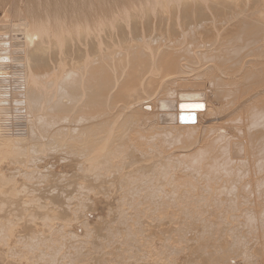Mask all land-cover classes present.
I'll return each instance as SVG.
<instances>
[{
    "label": "bare ground",
    "instance_id": "obj_1",
    "mask_svg": "<svg viewBox=\"0 0 264 264\" xmlns=\"http://www.w3.org/2000/svg\"><path fill=\"white\" fill-rule=\"evenodd\" d=\"M81 1L83 0L78 2L80 6L82 4L80 3ZM96 1L93 0V2ZM119 1L121 2V0ZM164 1L124 0L115 9L110 10L108 8L111 7H105V12L107 9L109 11L105 13L107 16L102 15L100 10L101 15L96 19L98 23L96 21V23H89L91 16H93L89 13L88 21H90H85L86 24L84 23L85 35L89 38L93 37L92 39L94 40L91 42L92 40L88 39L92 44L88 42L91 46L87 47L85 55L83 54L84 62L75 57L83 64H80L77 60L75 61L72 58L74 56L69 58L67 57L68 55L63 56L64 52H61V58L57 59L56 63L48 60L49 64L53 62L49 65L52 66L50 68L48 65V68H45L44 63L40 64L34 57L35 60L31 59L29 52L31 47L35 46L32 56L36 53V56L39 57L41 53H44L42 51L47 43H52L54 40V44L57 43L59 46L54 47L56 49L60 48V46L62 47L64 42H69V35H66V20L60 14H54L55 16L52 19L51 15L53 12L52 14L46 12L44 15L43 12L34 10L36 13L38 12L35 15L31 9L30 12L32 11L31 14L33 15L27 14L28 10L26 9L24 14L22 10H18L19 15H16L18 19H12L4 11L5 17L2 16L3 19H0V24H4V26L0 27V207L5 208L2 211L5 214L7 208L5 205L8 201L11 199L10 204H14L16 198L21 199L22 196L20 195L22 194L25 197L24 194L28 191L32 199L26 200L25 198L27 197L24 200L22 199L24 208L26 206L29 207L33 203H35L34 206H37L36 202L38 204L43 199L42 197L41 199L36 197L37 194L35 195V193H39L36 190L37 188L28 189L22 180L23 184L21 185L17 181V184L15 183L16 175L9 174L3 168L5 165H2L4 164L2 162H5L7 157L12 158L14 155L23 156L24 158V156L27 157L28 155L29 158V154L43 151L46 147L61 146L62 144L63 148V144L68 145L67 142L71 139L83 145L81 146L84 149L83 161L79 160L80 163L78 160L74 161L79 163L78 170L82 172L80 178L84 182L79 184L80 182L75 181L71 184L74 186V191L70 190L72 192L71 195L78 202L71 201L70 220H77L79 229H68V232H66L67 229L63 230L66 235L70 236L69 240L72 239V242H74L71 247L67 245V248L74 249V252L72 251L73 253L69 254V263L78 264V261L90 262L91 257L88 256L91 253L93 254L92 250L96 248H99L100 251L102 249L101 261L103 260L108 264L110 260L113 262L112 258L107 259L106 255L110 254V251L108 249L106 251L105 247L110 244L111 237L114 236L115 229L113 227L115 222H108L105 217L108 223L103 222L105 223L103 227L105 230L104 235L96 234L95 225L98 220L104 218L105 211L117 209L120 212L119 218L127 215L133 220L135 217L139 221L136 223H141L140 219L143 216H148L149 219H152H147L146 223L140 227H137L138 224L133 227L134 225L126 223L128 224L127 231L132 233L131 236L135 238L134 241L137 240L138 250H143L142 256L136 257L138 259L135 264H143L139 262L141 261L139 260L140 257L143 260L145 259L144 264H228V262L233 264L234 262L231 263V261L237 258L240 259L239 261L241 262L238 263L241 264H264V221L262 220L259 226L262 228L261 232L254 230L258 227V225L255 226V216L259 215V213H264V0H211V2L207 0H199L201 1L199 2L197 0L196 3L199 2L200 4L199 11L196 10L197 13L195 9L192 12L190 2L193 1L187 0L184 6L185 16L179 13L173 21L168 19L167 23H163L164 21L158 23L159 19L157 23H147V25L145 23H129L130 20L128 21V19L125 20L126 22L122 20L129 13L130 9L128 8H131V6L139 4L142 7L146 3V7L144 6L146 9L153 2V5L167 3V0ZM106 2L109 3L107 0ZM40 3L35 5L40 6ZM47 3L51 5L49 4L51 2L48 1ZM57 3L52 6H42H48L50 9L60 4ZM67 3L69 4L70 2ZM76 3L73 5H76ZM44 4L46 3L44 2ZM64 4L61 3L58 8L61 5L64 6ZM38 8L36 7V9ZM42 8L41 10L46 9ZM60 8L62 9V7ZM85 8L88 10L87 7ZM53 9L56 10V8ZM65 9L69 12L67 8ZM72 9L71 11H73ZM142 9L145 10L144 8ZM136 11L137 15L141 13L137 9ZM83 12L85 11L83 10ZM143 12L145 13V11ZM153 12H151V15ZM39 13L41 15L38 16ZM131 13L135 14V12ZM79 14L81 13L79 12ZM154 14L157 16V13ZM66 15L67 13L65 17ZM96 15L98 16V14ZM109 15L111 16L110 19H108ZM130 16L132 18V15ZM119 18L124 22L122 23L125 26L120 23L121 20L117 21L119 23H110L119 20ZM68 22L69 20H67ZM104 25L110 26L113 32L115 29L116 31L119 29L120 33H112L109 29L111 31L110 35L109 31L107 36L104 34L101 36V29H103ZM8 26L9 28H7ZM77 27L79 26L77 25ZM106 28L104 27V29ZM76 34H80V32ZM85 35L83 33V36ZM67 37L68 40H65ZM74 37H77V35ZM48 45L46 46L47 48ZM66 45L69 44L67 43ZM50 46L53 47V44H50ZM65 46H63L64 50ZM68 47L70 48V46ZM44 56L45 54H43ZM59 57L58 55L57 58ZM14 59L15 61H13ZM72 65H75V69ZM69 66L73 70L72 68L69 70ZM14 76H16L14 80L16 82L12 83L13 81L11 80ZM14 113L24 116L27 121L32 122L29 132H22L21 128L19 129L21 132L18 133L10 131L15 126L9 127ZM17 130L16 127V132ZM230 134H235V143L230 139ZM14 156L13 158H15ZM77 157L80 156L78 155ZM19 159H16V161ZM27 160L29 161V159ZM10 162H12L11 159ZM46 162L45 160V164ZM50 162L53 163L52 161ZM7 163L9 162L7 161ZM43 163L44 161L42 165ZM71 164L73 163L71 162ZM45 167L47 169L44 171L42 169V174L45 177L46 174L51 175L53 180L71 173L60 165H56L54 171L49 169L50 165H45ZM51 168H54V166H51ZM20 169L23 170L21 167ZM26 169L23 171H26ZM29 169H27V173ZM232 173L236 174L237 180L230 176ZM40 174L38 175L39 177ZM25 175L27 174L25 173ZM231 179H234L235 182ZM14 184L16 186H12ZM52 184L54 185V183ZM80 186L81 190H88L87 193L96 191L95 195L97 196H94V198L89 196L94 203L95 212L90 216L87 215L88 217L82 216L81 220V215L79 216L78 214L82 212L80 209L82 210L81 207L85 201L81 200L79 196H75V194H80ZM98 186L102 187L103 191H97L96 188ZM38 187L41 188L40 185ZM113 187L117 189L113 191L116 193L114 199L117 205H102L103 198L108 200L111 197L113 199L112 195L114 193L107 190H111ZM68 196L70 197V194ZM49 199L48 196L47 201ZM113 200L111 201L113 202ZM223 202H230V206H220ZM18 203L15 204V208H17ZM213 203H216L217 206L212 207ZM63 204H65V200ZM127 205L129 208H126ZM34 206L33 208H35ZM88 206L90 207L89 204ZM19 207L22 208L20 204ZM42 207L46 208L47 206L44 204ZM208 207L209 209L211 207V210ZM229 207L232 211L229 210ZM47 209L45 210L47 211ZM227 210L230 213L222 219L214 220L205 217V212L224 215ZM32 211L34 212L35 210L33 209ZM54 211L56 210L54 209ZM2 212L1 214H3ZM21 212L23 214V211ZM26 212L28 214V211ZM39 213L36 214L39 215ZM53 213L55 214V212ZM57 214L54 215L55 218ZM34 215H31V217ZM40 215L42 214L40 213ZM11 216L13 217V214L9 217ZM14 216L17 217L16 212ZM22 216L24 219V215ZM28 216L26 215L25 218ZM7 217L6 219H8ZM59 217L62 219V216L59 215ZM240 217L244 219L242 223L238 222L234 225L233 223L235 222H232L233 220L230 221V219L240 220ZM0 218L2 219V217ZM13 218L15 219V217ZM13 218H9V220L13 221ZM11 221L9 223H12ZM119 221H122V219ZM153 221H157V223H153ZM162 221L163 224H161ZM199 221H202L200 226L202 225L201 228L203 229L195 228L198 226L197 222ZM3 222L5 221L3 220ZM3 222H0V224ZM75 222L73 223L76 225ZM22 223H25V221ZM43 223L46 225L45 222ZM43 223H40V225H43ZM6 225L0 229V240L9 234L6 232L8 228L4 229ZM21 226L24 227L23 224ZM53 226L52 230H56V227ZM32 227L30 226L29 229L31 230ZM245 227H249L246 235L243 234ZM49 228L51 229V226ZM49 228L48 230H50ZM18 230L20 232L18 235L21 238V230ZM18 230H16V233H18ZM39 230V232L43 231L40 228ZM51 231L49 232L51 233ZM255 231H257L256 235L254 234ZM27 233L29 232L27 231ZM55 234L52 235L55 236ZM248 234H251L249 239L247 238ZM28 235L26 234L30 240L32 236ZM44 237L47 239L46 236ZM20 238L17 240L15 237L14 239L20 244ZM257 238L259 241L256 240ZM7 239H10V236ZM33 239L36 240L37 238ZM249 241L253 242L250 246L248 245ZM54 242L53 240L52 243ZM6 243L7 249L11 241L7 242L6 240ZM40 243L38 239L37 244H34L38 247ZM19 244L17 246L20 248L21 245L23 247L26 246V249L30 243L24 242L25 245H23L21 242V245ZM64 244L62 246H66ZM42 245L46 246V244ZM49 245L51 247V244ZM11 246L13 247V245ZM58 246H56L57 249L59 248ZM11 249L13 251L16 248ZM28 249H31V246ZM41 249H38L40 253L43 251ZM46 249L45 251L48 252V249ZM119 250L123 251L122 248ZM34 251H28L30 252L29 255L32 252L34 253ZM64 251L62 250L61 253ZM83 251L86 252L83 256H87V258H80L81 260H79V256ZM180 251H184V254L176 256L175 253L178 255ZM19 253H23L22 255L24 256L18 258H26V255H28L25 250L14 254L16 256ZM2 254L4 255L5 253ZM7 254L8 257L14 256L11 255L13 254L11 252L9 254V250ZM31 255L33 257V254ZM36 255L39 254L37 253ZM66 256L68 257V254ZM4 257L1 256L0 260ZM115 257L120 258V254L117 253ZM40 258H37V260H40ZM30 259L27 260L32 263L29 261ZM65 260L63 261L66 262ZM96 260L98 259L96 258ZM3 261L5 260L3 259ZM9 262L14 263L13 261ZM22 262L21 264H24ZM238 263L236 262V264Z\"/></svg>",
    "mask_w": 264,
    "mask_h": 264
},
{
    "label": "rangeland",
    "instance_id": "obj_2",
    "mask_svg": "<svg viewBox=\"0 0 264 264\" xmlns=\"http://www.w3.org/2000/svg\"><path fill=\"white\" fill-rule=\"evenodd\" d=\"M2 1V2H1ZM26 1V2H25ZM39 1V2H38ZM51 2V3H49V4H51V5H48V3L47 2ZM0 0V19H3L2 18V16L3 17H5V15H4V11H5V14H9L10 16H11V18L12 19H18V16H16L17 14L19 15V12H18V10H22V12H23V14H24V12H26V10H28L26 13L27 14H29V15H33L34 13H35V15H37V13H36V11L38 10V11H40V12H43L44 13V15H45V13L46 12H50L51 14H52V12H53V14L51 15L50 13V15H51V18L53 19L54 18V16L56 15V14H60L61 15V17H63L66 21V23H65V25H66V30H67V34L66 35H69L68 37L71 39H69L68 40V37L67 38H65V40L67 39L69 42H67L69 45H66L67 43H65L64 42V40H63V42H64V44L62 45V47L60 46V48H54V47H57L58 46V44L56 43V44H54V40L52 41V43L50 42V43H47V45H48V48L46 47L47 45H45V48L43 49V51L42 52H44V53H41L40 54V56L39 57H37L36 56V53L35 54H33V56H32V53H34L33 51H34V48H36L35 46L34 47H31V51L29 52V54L31 55H29L30 57H31V59L34 57L40 64H43L44 65V67L45 68H48V66L49 65H51L53 62L54 63H56L57 61V59L59 60L60 58H61V55H62V53L61 52H64L63 54V56H67V57H72V56H74V57H72V58H74L75 59V57L77 58V59H81V60H83L84 59V55H85V53H86V49H87V47H90L91 45L90 44H88V42H90L91 40V42H93V40L94 39H92L91 37V39L89 38V37H87L85 34V24H86V22L85 21H88V19H89V17H90V14L89 13H91V15H93V16H91V18H90V22L89 23H98V21H96V19L101 15L100 14V12L102 11V15H106L105 13H107V11H108V9H115L116 8V6L118 7V6H120V4L119 3H121L122 4V2L124 1H122L121 0V2L119 1V0H107L109 3H107L106 2V0H99V2H98V0L96 1V0H94V1H96V2H93V0H83V1H81L80 3H82L81 4V6H83V7H81L80 6V4L78 3L79 1L78 0H72L74 3H76V5H73L74 3L70 0H67V2H70L69 4H71V5H69L67 2H66V0H57L56 2H55V0ZM59 1V2H58ZM62 1V2H61ZM87 1H88V4H87ZM93 3H92V2ZM114 1V2H113ZM126 1V0H125ZM166 1V0H165ZM164 1V2H165ZM170 2L168 3V0H167V3L165 2V3H161V4H156V5H153L154 4V2L153 3H151V5H149L148 6V8H146L145 9V7H146V3H144L143 5H142V7L139 5V4H136L135 6H133V7H136V8H133L132 6H131V8L129 7L128 9H130L128 12L130 13H127L124 17H123V21H125V20H127L128 19V21L130 20V22L129 23H145L146 25H147V23H157V20H158V23H162L163 21V23H167L168 22V19L171 21H173V19L177 16V15H179V13L182 15V16H185V3H186V1L187 0H178V1H174V0H169ZM172 1V2H171ZM188 1H190V0H188ZM191 1H193V2H190V4H191V8H192V12H194V9H195V12L197 13V11H199L198 9H199V6H200V4H199V2H201V1H199L198 3H196L197 2V0H191ZM206 1V0H205ZM208 2H211V0L209 1V0H207ZM41 2V3H40ZM44 2L46 3V4H44ZM53 2H55V3H53ZM58 2V3H57ZM63 4V3H65L64 4V6L63 5H61L60 7H62V9L59 7L58 8V6L61 4V3ZM73 4H72V3ZM83 2H86V3H84L83 4ZM112 2V3H111ZM38 3H40L39 5L41 6H36L35 4H38ZM59 4V5H56V7L55 6H53V8H56V10L55 9H53V8H48V6H52L53 4ZM107 3V4H106ZM194 3V4H193ZM30 4V5H29ZM33 4V5H32ZM67 4V5H66ZM78 4V5H77ZM87 6H86V5ZM89 4H91V5H89ZM109 4V5H108ZM113 4V5H112ZM119 4V5H118ZM163 4H167V5H163ZM42 5H48V6H42ZM65 5H66V7H65ZM98 5V6H97ZM101 5V6H100ZM134 5V4H133ZM158 5H160L159 7H158ZM163 5V6H162ZM68 6H69V8H68ZM72 6H78L77 7V9H76V7H72ZM87 7V9L89 10H86V8L85 7ZM89 6H91V7H89ZM103 6V8H101ZM108 6L109 7H111V8H108ZM145 6V7H144ZM151 6V7H150ZM162 6V7H161ZM10 7V8H9ZM36 7H39L38 9H36ZM42 7H44V8H46V9H44V8H42ZM73 9H72V8ZM79 7H81V8H79ZM89 7V8H88ZM105 7H107L106 9V12H105ZM138 7V8H137ZM157 9H156V8ZM161 7V8H160ZM24 8V9H23ZM35 8V9H34ZM41 8L42 9H44V10H41ZM65 8H67V10H69V12H67L66 11V9ZM73 10V11H71V9ZM80 10H79V9ZM84 8V9H83ZM98 8H99V11H98ZM142 8H144L145 10H143ZM152 10H151V9ZM155 8V9H154ZM184 8V9H183ZM26 9V10H25ZM30 9L32 10V11H34V10H36V11H34V12H32L33 14H31V12H30ZM50 11H49V10ZM52 9H53V11H52ZM61 9V10H60ZM76 9V10H75ZM85 11V12H83V10ZM134 9V10H133ZM136 9L137 10H139L140 12H141V10H143V11H145V13L142 11L141 13H139V15H137L138 13H137V11H136ZM149 9V10H148ZM164 9V11H162L161 12V10H163ZM63 10H65V11H63ZM101 10V11H100ZM197 10V11H196ZM63 11V12H62ZM73 12V13H71V12ZM76 11V12H75ZM82 11V12H81ZM88 12V14H87V12ZM97 11V12H96ZM138 11V12H139ZM152 11H154L153 12V14L151 15V12ZM180 11V12H179ZM9 12V13H8ZM17 12V13H16ZM29 12V13H28ZM67 13V15H66V17H65V14ZM79 12L82 14H79ZM99 12V13H98ZM109 12V11H108ZM131 12H135V14L134 13H131ZM159 12V13H158ZM178 12V13H177ZM184 14H182V13ZM191 12V13H192ZM25 13V14H26ZM43 13H42V16H43ZM63 13V14H62ZM65 13V14H64ZM70 13V14H69ZM77 13V14H76ZM98 14V16L96 15V14ZM154 13H157V16L154 14ZM162 13H164L163 15H162ZM3 14V15H2ZM55 14V15H54ZM72 14H73V16H72ZM75 14V15H74ZM85 14H87V15H85ZM94 14H95V16H94ZM34 15V16H35ZM39 15H41V13H39L38 14V16ZM129 15V16H128ZM130 15H132V18H131V16ZM154 15V16H153ZM180 15V16H181ZM53 16V17H52ZM68 16V17H67ZM75 16V17H74ZM78 16V17H77ZM83 16V17H82ZM85 16V17H84ZM88 18H87V17ZM107 16V15H106ZM126 16H128V17H126ZM156 16V17H155ZM166 16V17H165ZM169 16V17H168ZM45 17V16H44ZM70 17V18H69ZM92 17H94L93 19H95L94 21H93V19H92ZM96 17V18H95ZM162 17V18H161ZM72 18H73V20H72ZM78 18V19H77ZM84 20V22H83V20ZM111 18V16L109 15L108 16V19H110ZM163 18H166V19H163ZM67 20H69V22L67 23ZM70 20H71V22H70ZM121 19L119 18V20H116V21H112V22H110V23H119V22H117V21H120ZM121 20V22L120 23H122L123 21ZM161 20V21H160ZM167 20V21H166ZM96 21V22H95ZM151 21V22H150ZM126 22V21H125ZM75 23H77L76 25H75ZM85 23V24H84ZM107 23H109V22H107ZM124 23V22H123ZM122 23V24H123ZM128 23V22H127ZM68 24V25H67ZM73 26H71V25ZM82 24H83V26H82ZM77 25L79 26V27H77ZM124 26H125V24H123ZM2 26H4V24L2 23V24H0V27H2ZM70 28H69V27ZM74 26H76V27H74ZM84 28L83 30H82V28ZM104 27L106 28V29H104ZM110 26H106V25H104L103 26V29H101V33H102V35L101 36H103V34L105 35V36H107L108 35V32L111 30V27L109 28ZM7 28H9V26L7 27ZM68 28V29H67ZM71 28H73V29H71ZM74 28H75V31H74ZM81 28V29H80ZM118 28H120V26H118ZM72 31H71V30ZM110 29V30H109ZM77 30V31H76ZM79 30H81L82 31V33H81V31H79ZM108 30V31H107ZM69 31V32H68ZM104 31H106V32H104ZM112 31V33H120V31H119V29L116 31V29L114 30V32H113V30H111ZM111 31H110V33H109V35L111 34ZM72 32H76V33H79L80 32V34H76V33H72ZM98 32V31H97ZM69 33H71L72 35H74V36H76L77 35V37H72L71 38V34H69ZM83 33H84V35L85 36H83ZM100 33V34H101ZM65 35V36H66ZM79 35V36H78ZM80 35H82V36H80ZM117 35V34H116ZM80 37V38H79ZM87 37V38H86ZM87 39V40H86ZM88 39L90 40V41H88ZM87 43H86V42ZM90 42V43H91ZM86 43V45H84ZM50 44L52 45L53 44V47L52 46H50ZM83 44V45H82ZM88 44V45H87ZM92 44V43H91ZM56 45V46H55ZM66 45V46H65ZM63 46H65V50H64V48H63ZM68 46H70V48L68 47ZM84 46L86 47L85 49H84ZM59 47V46H58ZM54 48V49H53ZM83 50H82V49ZM33 49V50H32ZM63 51H62V50ZM44 50H46V51H44ZM84 50H85V52H84ZM47 51H48V53H47ZM66 51H68V52H66ZM81 51V52H80ZM58 52V53H57ZM60 53H61V55H60ZM69 53H70V55H69ZM39 54V53H38ZM43 54H45V59H44V57H43ZM84 54V55H83ZM58 55L60 56L59 58H57L58 57ZM81 55H83L82 57H81ZM81 58H80V57ZM37 57V58H36ZM54 57V59H52ZM33 58V59H34ZM56 58V59H55ZM34 59V60H35ZM42 59V60H41ZM77 59H75V61L77 60ZM48 60H51V61H53V62H50V64H49V61ZM13 61H15V59L13 60ZM45 61V62H44ZM79 63H80V61L79 60H77ZM83 62H84V60H83ZM83 62H81L82 64H83ZM46 63V64H45ZM80 63V64H81ZM46 65V66H45ZM48 65V66H47ZM79 65V64H78ZM14 66V65H13ZM71 66V65H70ZM69 66V67H70ZM50 67H52V66H49V68ZM68 67V69L70 70L72 67H74V69H75V65L73 66L72 65V67H70L69 68ZM72 70H73V68H72ZM51 72V71H50ZM15 77L16 76H14L13 77V79L11 80V81H13L12 83H15L16 81H14L15 80ZM13 113V112H12ZM11 113V114H12ZM15 114H16V116H17V118H16V116H15ZM21 118V119H20ZM23 118V119H22ZM24 116H21V115H17V113H14V115L12 116V119H11V121H10V123H9V127L11 128V126H14V127H12L11 129H10V131L12 132V133H18V132H21L20 130H23L22 132H29V130L31 129V126H32V122L31 121H27V119L25 118ZM15 119H16V121H15ZM22 122H21V121ZM15 121V122H14ZM12 122V123H11ZM28 122H30V123H28ZM24 125H23V124ZM20 124V125H19ZM30 125V126H29ZM22 126V127H21ZM16 127H17V132H16ZM24 127V128H23ZM28 127H30V128H28ZM14 128V129H13ZM21 128V129H20ZM26 128V129H25ZM13 129V130H12ZM20 129V130H19ZM26 130V131H25ZM235 138H236V136H235V134L233 135V134H230V139L232 140V142L233 143H235L236 141H234L235 140ZM68 145L67 144H63V148H62V144H61V146L59 145V146H57V145H53V146H51V147H46L45 148V150H43V151H39V152H34V154L33 153H31V154H29L30 156H29V158H28V155H27V157L26 156H24V158H23V156L22 157H18V156H14L15 158H13V156H12V158H13V160H12V158L11 157H7V159H5V162H2V163H4V164H2V165H5V167L3 166V168L9 173V174H13V176H15V183H16V181L18 182V184L19 185H21V184H26L27 185V187H28V189H36L37 190V192H39V193H35V195H36V197H38V198H40L41 199V197L43 198V199H41L42 200V202H40V203H42L43 205L45 204L47 207L46 208H43L42 206V204H40V203H38L37 204V202H36V205L37 206H34L35 205V203H33L32 205H30L29 207L28 206H26V208H24V205H22V199L24 200V198L25 197H27V198H25L26 200L28 199H32V196H30L29 195V193L27 194H24L25 195V197L23 196V194L22 195H20V196H22V198L20 199H18V198H16V202L13 204V203H11L10 204V202H11V199L8 201V203L5 205V207H7L8 208V212H7V208H6V212H7V214L10 216V215H12L13 214V217H15V219L11 216V217H9L7 214H6V212H5V214L2 212V211H4V209L5 208H2V206L0 207V209H3V210H0V217H2V219L5 221V222H3V220L0 218V222H3V223H1L0 224V229L4 226V225H6V224H8V225H6V227L4 228L5 230H6V228H8L7 229V233H9L8 235H6L7 236V238H9V236H10V239H7L6 238V236H5V238H3L2 240H0V257L2 256H5L4 258H2L0 261H1V263L0 264H12V262H9V261H13L14 263L16 262L17 264H21V262L22 263H24V264H26V263H28V264H57V263H59V264H71V263H69L68 261H70V258H69V254H72L73 252H74V249L72 248H67V245H70V247H71V245L74 243V242H72L73 240L72 239H70L69 240V238H70V236L67 234L66 235V232H68V229L70 230V229H77L78 227H77V225H78V221L77 220H75V219H73V220H70L71 219V212H70V210L72 209H70V205H71V203L72 202H74V201H76V202H78L76 199H73V196L71 195L72 194V192L74 191V186L73 185H71V184H73L75 181L77 182L78 181V183L79 184H81V182H84L83 180H82V178H80L81 177V173L82 172H80L79 170H78V167H79V163H80V161L82 162L83 160L82 159H84V152H83V150L84 149H82V147L81 146H83V145H81V144H79L78 142H74V140H69L68 142ZM68 147H67V146ZM61 147V148H60ZM66 147V148H65ZM74 147V148H73ZM68 148V149H67ZM77 148V149H76ZM81 148V149H80ZM72 149V150H71ZM76 149V150H75ZM62 150V151H61ZM64 150V151H63ZM55 151V152H54ZM72 151V152H71ZM82 151V152H81ZM48 152V153H47ZM54 152V153H53ZM59 153V154H58ZM38 154V155H37ZM46 154V155H45ZM50 154V155H49ZM65 154V155H64ZM31 155H32V157H31ZM35 157H34V156ZM42 155V156H41ZM48 155V156H47ZM80 156V157H77V156ZM45 156V157H44ZM48 158H47V157ZM54 156V157H53ZM62 156V157H61ZM64 156V157H63ZM83 156V157H82ZM18 157V158H17ZM31 157V158H30ZM39 157H41V158H39ZM43 157V158H42ZM49 157H51V158H49ZM57 157V158H56ZM82 157V158H81ZM235 158H237L236 156H234ZM20 158V159H19ZM25 158H27V159H29V161L27 160V159H25ZM37 158V159H36ZM39 158V159H38ZM45 158H47V159H45ZM58 158H60V159H58ZM71 158V159H70ZM80 158V159H79ZM10 159H11V161L12 162H10ZM16 159H19V160H21V161H19V160H17L16 161ZM24 159V160H23ZM48 159H50V160H48ZM15 160V161H14ZM23 160V161H22ZM26 160L28 161L27 162V164H26ZM37 160H38V162H37ZM45 160L47 161V162H49V163H47L46 162V164H45ZM74 160H80L79 161V163H78V161H74ZM7 161L9 162V163H7ZM14 161V162H13ZM19 161V162H18ZM24 161H25V163H24ZM36 163H35V162ZM44 161V163H43V165H42V162ZM50 161H52L53 163H51ZM67 163H66V162ZM31 162V163H30ZM59 162V163H58ZM73 163V164H71L70 165V163ZM17 163V164H16ZM21 163H23V164H21ZM39 163V164H38ZM58 163V164H57ZM19 164V165H18ZM25 164H26V166H25ZM53 164H55V165H53ZM62 164V165H61ZM66 164V165H65ZM74 164H76V165H74ZM7 165V166H6ZM9 165V166H8ZM11 165V166H10ZM30 165H31V167H30ZM45 165L47 166V165H50V168L49 169H51V170H55L56 168H55V166L56 165H60L63 169H67V172H71L70 174H68V175H66V176H60V177H57V179L56 180H53V177L51 176V175H48V174H46V173H49V172H43V173H45L46 174V177L44 176V174H42V169H43V171L45 170V169H47L46 167H45ZM15 166H20L23 170H25V168H27V169H32V170H28L29 172L27 173V169H26V171H23V170H21L20 169V167L19 168H17L16 167V169H15ZM34 166V167H33ZM38 166H40V167H38ZM51 166H54V168H51ZM68 166V167H67ZM10 167H12L11 169H10ZM40 169L41 167V169L39 170L38 168ZM45 167V168H44ZM65 167V168H64ZM74 167H76V168H74ZM14 168V169H13ZM73 168V169H72ZM18 169V170H17ZM36 169V170H35ZM68 169H69V171H68ZM14 170V171H13ZM37 170H39V171H37ZM73 170V171H72ZM11 171V172H10ZM13 171V172H12ZM16 171V172H15ZM37 171V172H36ZM33 172V173H32ZM42 174H40V173ZM17 173V174H16ZM19 173V174H18ZM21 173V174H20ZM25 173L27 174V175H25ZM80 173V174H79ZM40 174V177L38 176ZM49 174H51V173H49ZM217 174H220V173H217ZM233 174V173H232ZM230 175V176H232V178H234L235 180H237L236 179V174H233V175ZM34 175H35V178H34ZM37 175V176H36ZM42 176H44V177H42ZM37 177V178H36ZM52 177V178H51ZM49 178H51L50 180H49ZM23 179H26V180H24L23 181ZM48 179V180H47ZM60 179V180H59ZM79 179V180H78ZM81 179V180H80ZM234 179H231L233 182H235L234 181ZM20 182H19V181ZM21 180H22V182H21ZM30 180V181H29ZM34 180V181H33ZM43 180H47L46 181V183H45V181H43ZM69 180V181H68ZM230 180V181H231ZM29 181V182H28ZM49 181H50V183H49ZM52 181V182H51ZM57 181V182H56ZM25 182H27V183H25ZM41 182H43V183H41ZM13 183H14V181H13ZM28 183H30V184H28ZM33 183H35V184H33ZM47 183H49V184H47ZM52 183H54V185L52 184ZM68 185H67V184ZM17 184V183H16ZM16 184H14V185H12V186H16ZM33 184V186H31ZM41 184H44V185H41ZM45 184H46V186H45ZM59 184V185H58ZM29 185V186H28ZM38 185H40L41 186V188H39L38 187ZM59 187H58V186ZM67 185V186H66ZM11 186V185H10ZM31 186V187H30ZM34 186H36V187H34ZM44 188H43V187ZM48 186V187H47ZM51 186V187H50ZM62 186V187H61ZM63 186H66V187H63ZM71 186H72V189H71ZM49 189L48 191H49V193H47L48 191H47V188ZM39 188V189H38ZM65 188H66V190H65ZM99 188V189H98ZM56 189V190H55ZM59 189H61V190H59ZM113 189V190H112ZM111 190L110 189H107L109 192L110 191H114V187L112 188ZM53 190V191H52ZM59 190V191H58ZM72 192H71V191ZM81 192H80V194H75V196H79V198L81 199V200H83V201H85L84 202V204H83V206L81 207L82 208V210L80 209V211H82V212H79V216H80V220L82 219V216H84V217H86L87 215L88 216H90V215H92L94 212H95V206H94V203L92 202V200H91V198H94V196L95 197H97L95 194H96V191L95 192H88L87 193V191H84V189L83 190H81V186H80V189H79ZM96 190L97 191H103L102 190V187H97L96 188ZM105 190V189H104ZM115 190H117V189H115ZM43 191V192H42ZM46 191V192H45ZM57 191H58V193H57ZM67 191V192H66ZM54 192H55V194H54ZM116 192V191H115ZM41 193V194H40ZM47 193V194H46ZM57 193V194H56ZM89 193H90V195H89ZM94 193V194H93ZM114 193V192H113ZM45 194V195H44ZM55 196H54V195ZM67 194V195H66ZM70 194V197L68 196ZM84 194V195H83ZM116 193H114L113 195H112V198L114 199V195H115ZM29 195V196H28ZM41 195V196H40ZM43 195H44V197H43ZM49 196V198L51 199H49V201H47L48 200V196ZM52 195H53V197H52ZM61 195V196H60ZM19 196V197H20ZM40 196V197H39ZM51 196V197H50ZM91 198H90V197ZM30 197V198H29ZM33 197H35V196H33ZM55 197H58L60 200L58 201V198H55ZM69 197V198H68ZM84 197V198H83ZM47 198V199H46ZM53 198H54V201H53ZM75 198V197H74ZM18 199V200H17ZM69 199V200H68ZM111 199V197L110 198H108V200L107 199H102V202H101V204L103 205V204H105L106 206L107 205H111V204H113V206L116 204L115 202V199L113 200V199H111V200H113V202L110 200ZM46 200V201H45ZM64 200H65V204H63L64 203ZM225 200H227L228 201V199L227 198H225ZM21 201V202H20ZM44 201H45V203H44ZM51 201V202H50ZM52 201H53V203H52ZM72 201V202H71ZM18 202H20V203H18ZM46 202H48L47 204H46ZM56 202V203H55ZM70 202V203H69ZM104 202V203H103ZM108 204H107V203ZM112 202V203H111ZM16 203H18L17 204V208H15V204ZM54 203H55V205H54ZM60 203H61V206H60ZM10 204V205H9ZM19 204H20V206L22 207V208H20L19 207ZM69 204V205H68ZM87 204V205H86ZM88 204L90 205V207L88 206ZM8 205V206H7ZM41 205V206H40ZM53 205V206H52ZM58 207H57V206ZM91 205H93V206H91ZM117 205V204H116ZM222 205H224V206H230V202H223V204H221L220 206H222ZM10 206V207H9ZM33 206L35 207V208H33ZM51 206V207H50ZM64 206V207H63ZM88 208H87V207ZM213 206H217L216 205V203H213L212 204V207ZM4 207V206H3ZM30 207H32L31 209H30ZM63 207V208H62ZM66 207V208H65ZM94 207V208H93ZM29 208V209H28ZM47 208H49V209H47ZM52 208H54L56 211H54V209H52ZM90 208V209H89ZM93 208V209H92ZM126 208H129V206L127 205V207ZM23 211V214H22V212L20 211ZM23 209V210H22ZM35 210L34 212L32 211V210ZM37 209V210H36ZM45 209H47V211L45 210ZM60 209H61V211H62V213H61V211H60ZM66 209H67V211H66ZM208 209H209V207H208ZM15 210V211H14ZM18 211V213H17V211ZM89 210V211H88ZM132 210V209H131ZM209 210H211V207H210V209ZM229 210H231L230 209V207H229ZM229 210H227V211H225L224 212V215L223 214H220V215H215V214H211L210 212V215H209V213H207V212H205V217H207V218H212V219H214V220H218V219H222V218H225L226 216L225 215H228V213H230L229 212ZM13 211V212H12ZM25 211V212H24ZM26 211H28V214H29V216H28V214H27V212ZM42 214V215H40V213ZM46 211V212H45ZM52 211V212H51ZM65 211V212H64ZM87 212V213H85V212ZM90 211H91V213H90ZM132 211H135V210H132ZM232 211V210H231ZM1 212L3 213V214H1ZM15 212H16V215H17V217L16 216H14L15 215ZM43 212H45V213H43ZM48 212V213H47ZM53 212H55V214L53 213ZM57 212H58V214H57ZM60 212V213H59ZM106 213H105V216H104V218H102L101 220H98V222L96 223V225H95V228L97 229L95 232H96V234H98V235H101V234H105V230L103 229V227L105 226V223H103L104 221L106 222V224L110 221H114L115 223H114V229H115V232H114V236H112L111 237V241H110V244L109 245H107L106 247H105V250L107 251V249H108V251H110V254H107L106 255V257H107V259H111L112 258V260H113V262L110 260L109 261V264H135L136 262V260L138 259V258H136V257H139L140 255L142 256V254H143V250H138V243H137V240H135L134 241V237H132L131 235H132V233L130 232V231H127V226H128V224H130V225H134L133 227H136L137 226V224H138V226L137 227H140L142 224H144V223H146V221H147V219L148 220H152V219H149L148 218V216H143L140 220H141V223H136V222H139V221H137V219H135V217L133 218V220L132 219H130L129 218V216H124V217H121V218H119L120 217V212L119 211H117V209H111V210H107V211H105ZM212 212V211H211ZM20 213V215H18ZM34 213H35V215H34ZM39 213V215H37V214ZM50 213H51V215H50ZM82 213H83V215H82ZM108 213V214H107ZM114 213V214H113ZM118 213V214H117ZM212 213H214V212H212ZM48 214H49V216H48ZM57 214V216H56V218H55V216L54 215H56ZM62 214V215H61ZM111 214V215H110ZM202 214V213H201ZM4 217H3V216ZM22 215H24V219H23V216ZM28 216V217H26L25 218V216ZM31 215H34V216H32L31 217ZM59 215L60 216H62V219L59 217ZM67 215V216H66ZM135 215H136V212H135ZM8 216V217H7ZM39 216V217H38ZM41 216H42V218H41ZM48 216V217H47ZM54 217V218H52V217ZM69 216H70V218H69ZM78 216V217H79ZM87 216V217H88ZM217 216V217H216ZM222 216V217H221ZM6 217L8 218V219H6ZM37 217V218H36ZM43 217H45V218H43ZM51 217V218H50ZM108 219V222H107V219ZM113 217V218H112ZM256 217V221H255V226H257L258 225V227H256V229H254V230H259L260 232L262 231V228H260L259 226H260V223L262 222V220L264 221V213L263 214H261V213H259V215L257 214V216H255ZM259 217H261V218H259ZM9 218H13V221H11V220H9ZM18 218V219H17ZM22 218V219H21ZM31 218V219H30ZM48 218V219H47ZM58 218V219H57ZM64 218V219H63ZM77 218V217H76ZM112 218V219H111ZM115 218V219H114ZM20 219V220H19ZM38 219V220H37ZM51 219H52V221H51ZM121 220L122 219V221H119V220ZM130 219V220H129ZM259 219V220H258ZM2 220V221H1ZM41 220V221H40ZM46 220H48V221H46ZM116 220H118V221H116ZM145 220V221H144ZM231 220H233L232 222H235V223H233L234 225H236L238 222L240 223H242V221L244 220L242 217H240V220H238V219H236V220H234V219H230V221ZM257 220H258V224H257ZM261 220V221H260ZM8 221V222H7ZM9 221H11L12 223H9ZM15 221H16V224H15ZM25 221V223H26V227H25V223H22L23 225H24V227H25V229L26 228H28V229H26V231H25V229H24V227L23 226H21L22 224H21V222H24ZM28 223H27V222ZM30 221V222H29ZM32 221V222H31ZM35 221V222H34ZM40 221V222H39ZM49 221H50V223H49ZM55 221H57V222H55ZM76 221V222H75ZM143 221V222H142ZM7 222V223H6ZM14 222V223H13ZM17 222H19V223H17ZM34 222V223H33ZM43 222H45V224L46 225H44V223ZM60 224H59V223ZM65 222V223H64ZM73 222H75L76 223V225L73 223ZM78 222V223H77ZM120 222V223H119ZM131 222V223H130ZM166 222V221H165ZM30 223H32V224H30ZM40 223L42 224L43 223V225H40ZM52 223H54V224H52ZM64 224V225H62V224ZM73 223V224H72ZM100 223V224H99ZM126 223H128V224H126ZM134 223V224H133ZM153 223H157V221L155 222V221H153ZM200 223L202 224V221H199V222H197V224H198V226H196L195 228H200V229H203V228H201V226H200ZM14 224V225H13ZM29 224V225H28ZM50 224V225H49ZM54 225L55 227H56V225L57 224H59L57 227H56V230L55 229H53L54 231H55V233L56 234H58V235H56L55 233H54V231L52 230V225ZM126 225V226H124V225ZM161 224H163V221L161 222ZM232 224V225H233ZM11 225V226H10ZM16 225V226H15ZM47 225H49V226H47ZM74 225H75V227H74ZM116 225V226H115ZM118 225V226H117ZM120 225V226H119ZM231 225V226H232ZM28 226V227H27ZM30 226L32 227V229L30 230L29 228H30ZM43 226V227H42ZM44 226H45V228H44ZM51 226V229L49 228ZM53 226V227H54ZM65 226H67V227H65ZM99 226V227H98ZM144 226V225H143ZM12 227V228H11ZM16 227V228H15ZM46 227H48L50 230H48V228H46ZM64 227V228H63ZM74 227V228H73ZM101 227V228H100ZM9 228H10V230H9ZM20 229L21 230V233L22 234H20V235H22V237H24V238H20L19 237V230L18 229ZM39 228L41 229V231L42 232H39L40 230H39ZM44 228V229H43ZM58 228V229H57ZM100 230H99V229ZM117 228V229H116ZM198 228V229H199ZM248 228L249 227H245L244 228V233L243 234H247V231H248ZM259 228V229H258ZM13 229H16V230H18L17 232L18 233H16V230H14L13 231ZM34 229V231H32ZM38 231V234H37V231ZM67 229V231L66 232H64L63 230H66ZM79 229V228H78ZM120 229H121V231H120ZM47 230V231H46ZM52 230V231H51ZM58 230H59V232H58ZM61 230H62V232H61ZM24 231V232H23ZM27 231L29 232V233H27ZM35 231H36V233H35ZM44 231H45V233H47V234H45L44 233ZM49 231H51V233L49 232ZM100 231V232H99ZM257 231H255V235H256V233H257ZM102 232V233H101ZM24 233H26V234H29L28 236H32V237H30V240L31 241H33V242H31L30 240H29V237H27L26 236V234H24ZM41 233H44V234H41ZM123 233V234H122ZM0 234H1V231H0ZM16 234V235H15ZM33 234H35V235H33ZM52 234H55V236L54 235H52ZM62 234V235H61ZM116 234V235H115ZM127 234V235H126ZM25 235V236H24ZM48 235V236H47ZM51 235V236H50ZM124 235V236H123ZM251 234H248L247 235V238L249 239V236H250ZM3 236V235H2ZM44 236H46L47 237V239H50V240H47ZM67 236V237H66ZM122 236V237H121ZM126 236V237H125ZM16 237V239L18 240L19 238H20V244L18 243V241L16 240V239H14ZM40 237V238H39ZM42 237V238H41ZM54 237H55V239H54ZM116 237V238H115ZM118 237V238H117ZM128 237V238H127ZM26 238V239H25ZM27 238H28V240H27ZM33 238H37L36 240L35 239H33ZM52 238V239H51ZM126 238V239H125ZM13 239V240H12ZM24 239V240H23ZM38 239H39V241L41 242L39 245H38V247L36 246V244H37V241H38ZM60 239H61V241H60ZM129 239V240H128ZM6 240H7V242H10L11 241V243H9L8 244V246L10 247H8L7 249H6V247H7V243H6ZM53 240L55 241L54 243H52L53 242ZM57 240V241H56ZM115 240V241H114ZM121 240V241H120ZM256 240H258V238L256 239ZM1 241H2V243H1ZM5 241V242H4ZM14 241H15V243H14ZM16 241H17V243H16ZM35 241V242H34ZM47 241H49V242H47ZM52 241V242H51ZM70 241V242H69ZM250 241H252V240H250ZM249 241V243H248V245L250 246L253 242H250ZM253 241L254 242H256L254 239H253ZM259 241V240H258ZM258 241H257V243H258ZM12 242H13V244H12ZM21 242H22V244L23 245H25L24 244V242L26 243H30L29 245L31 246V249H28V248H30V246L28 245L27 246V250L28 251H34V253L32 252L31 254H33V257H31L32 255L30 254L29 255V253L30 252H28L26 249H25V247L26 246H22L21 245ZM42 242H44V243H42ZM45 242H47V243H45ZM98 242V241H97ZM118 242H120V243H118ZM245 242V241H244ZM5 243V244H4ZM32 243H33V245L35 246H33L32 245ZM34 243H36V244H34ZM39 243V242H38ZM58 243H62V244H58ZM66 244V246H62L63 244ZM112 243H113V245H112ZM1 244H2V246H1ZM16 244V245H15ZM21 245V248L19 247V246H17V245ZM42 244H46V246L45 245H42ZM49 244H51V247H49L50 245ZM56 244H58V245H56ZM64 244V245H65ZM116 244V245H115ZM118 244V245H117ZM134 244V245H133ZM11 245H13V247L11 246ZM14 245H15V247H14ZM42 245V246H41ZM48 245V246H47ZM53 245V246H52ZM121 245H122V247H121ZM17 246V247H16ZM44 246V247H43ZM56 246H58L59 248V250L57 249V247ZM135 246V247H134ZM41 249V250H43L44 251V253H45V256H44V253H43V251L40 253L39 251H38V249ZM66 247V248H65ZM111 247H112V249H111ZM11 248H16V249H18L19 251H21V252H24V250H25V252H26V254H28V255H26L27 257L25 258H18V257H21V256H24V255H22L23 253H19V254H17L16 256H15V254L17 253V252H19L18 250H16V249H14L13 251H12V249ZM44 248V249H43ZM48 249V252L47 251H45V249ZM49 248H53V249H49ZM123 249V251H121V250H119V249ZM126 248V249H125ZM133 248H134V250H133ZM3 249V250H2ZM6 249V250H5ZM23 249V250H22ZM34 249V250H33ZM46 249V250H47ZM115 249V250H114ZM129 249V250H128ZM132 249V250H131ZM8 250H9V254H10V252L11 253H13V254H11V255H14V256H9L8 257V254H7V252H8ZM11 250V251H10ZM62 250H65L64 252H62L61 253V251ZM104 250V249H103ZM2 251H4V252H2ZM16 251V252H15ZM38 251V252H37ZM50 251V252H49ZM52 251H53V253H52ZM67 251V252H66ZM73 251V252H72ZM99 251V252H98ZM101 251H102V249H101ZM100 250H99V248H96V249H94V250H92V252H93V254L91 253L88 257H91V260H90V262L88 261V262H86V261H82V262H79L78 261V264H94V262H95V264H108V263H106V262H104L103 260L101 261V256H102V252H101ZM130 251H131V254H130ZM134 251V252H133ZM136 251V252H135ZM59 252V253H58ZM141 252V253H140ZM181 252V253H180ZM179 253H178V255L175 253V255L176 256H181L182 254H184V251H180ZM183 252V253H182ZM2 253H5L4 255L2 254ZM15 253V254H14ZM39 254V255H36V254ZM48 253V254H47ZM61 253V254H60ZM86 252L85 251H83V252H81V254H80V256H79V260H81V259H84V258H87V256H83L84 254H85ZM115 253V254H114ZM117 253H119L120 254V258H116L115 256L117 255ZM133 253V254H132ZM7 254V255H6ZM21 254V255H20ZM60 254V255H59ZM65 254V255H64ZM68 254V257L66 256ZM139 254V255H138ZM47 255V256H46ZM49 255V256H48ZM92 255V256H91ZM115 255V256H114ZM126 255V256H125ZM138 255V256H137ZM29 256V257H28ZM37 256H39V257H37ZM56 258H55V257ZM60 256V257H59ZM110 256V257H109ZM112 256V257H111ZM114 256V257H113ZM35 257V258H34ZM40 257H46V258H40ZM52 257H54V258H52ZM57 257H59V258H57ZM65 257V258H64ZM95 257V258H94ZM132 257V258H131ZM6 258V259H5ZM18 258V259H17ZM31 258V259H30ZM33 258V259H32ZM37 258H40V260L38 259L37 260ZM49 258V259H48ZM52 258V259H51ZM81 258V259H80ZM96 258L98 259V260H96ZM130 258V259H129ZM135 258V259H134ZM141 258V257H140ZM139 258V260H141V261H139V262H141V263H145V259L143 260L142 258L140 259ZM3 259L5 260V261H3ZM13 259V260H12ZM19 259H21V260H19ZM24 259H25V261H24ZM27 259H30L29 261H31L32 263H30V262H28V260ZM35 259H36V261H37V263H36V261H35ZM48 261H47V260ZM52 261H51V260ZM57 259H59V260H57ZM65 259H67V260H65ZM69 259V260H68ZM114 259H116L117 260V262H116V260H114ZM134 259V260H133ZM205 260H206V258H204ZM238 259V260H237ZM236 260L235 259H233V261H231V263H235L236 264V262L238 263V262H241V261H239L240 259L239 258H237ZM8 260V261H7ZM19 260V261H18ZM27 260V261H26ZM62 260V261H61ZM63 260H65L66 262H64ZM21 261V262H20ZM47 261V262H46ZM55 261V262H54ZM91 261H93V262H91ZM26 262V263H25ZM39 262V263H38ZM43 262V263H42ZM50 262V263H49ZM63 262V263H62ZM124 262V263H123ZM13 263V264H14ZM15 263V264H16ZM204 263V262H203ZM233 263V264H234ZM73 264V263H72ZM206 264H208V263H206ZM228 264H229V262H228ZM238 264H241V263H238Z\"/></svg>",
    "mask_w": 264,
    "mask_h": 264
}]
</instances>
